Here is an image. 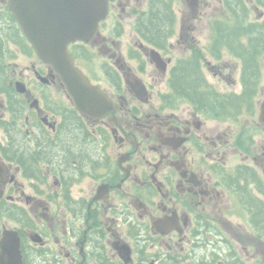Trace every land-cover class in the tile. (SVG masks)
<instances>
[{"label":"flooded vegetation","instance_id":"flooded-vegetation-1","mask_svg":"<svg viewBox=\"0 0 264 264\" xmlns=\"http://www.w3.org/2000/svg\"><path fill=\"white\" fill-rule=\"evenodd\" d=\"M107 1L92 39L68 46L104 94L92 115L0 0V264H264L261 57L244 116L262 130L245 129L244 116L218 118L163 90L182 60L200 62L210 86L208 72L233 79L214 70L229 53L239 58L214 41L223 18L211 19L208 41L196 34L211 0H166L167 35L153 42L141 17L164 0ZM228 1L256 0H219L214 15Z\"/></svg>","mask_w":264,"mask_h":264},{"label":"trees","instance_id":"trees-1","mask_svg":"<svg viewBox=\"0 0 264 264\" xmlns=\"http://www.w3.org/2000/svg\"><path fill=\"white\" fill-rule=\"evenodd\" d=\"M264 5V0H257ZM157 10L142 14L140 35L149 42L167 35V22L170 19L169 3L164 0ZM229 18L217 20L214 26L218 31L214 41L235 53L242 60L241 92H221L208 84L200 62L180 61L173 67L169 79L172 96L192 103L199 110L206 111L222 119H240L253 105L260 83V55L264 52V22H250L248 7L242 2L233 5L225 2ZM220 46L218 47V49Z\"/></svg>","mask_w":264,"mask_h":264},{"label":"water","instance_id":"water-1","mask_svg":"<svg viewBox=\"0 0 264 264\" xmlns=\"http://www.w3.org/2000/svg\"><path fill=\"white\" fill-rule=\"evenodd\" d=\"M10 7L38 56L54 66L77 105L92 115L103 113L104 94L75 65L68 44L91 40L107 15V0H10ZM153 52L157 66L165 69L159 52L156 49Z\"/></svg>","mask_w":264,"mask_h":264},{"label":"rangeland","instance_id":"rangeland-1","mask_svg":"<svg viewBox=\"0 0 264 264\" xmlns=\"http://www.w3.org/2000/svg\"><path fill=\"white\" fill-rule=\"evenodd\" d=\"M212 6H210L207 12L204 13V19L202 17V19H200V22L197 21L199 27L196 30V34L198 36H200L203 41H208V39L210 38V30H211V19L216 16V17H222V18H226L227 17V13L224 12L223 6H222V12L220 14H216L214 15V10L212 7H215L217 9L220 8L221 3L219 2V0H211ZM255 3H257V0L254 2H247V7H248V12H250L249 14V20L253 21L256 20L255 22H264V20L262 18H264V14L262 12H264V10L260 7H257L255 5ZM207 14V15H206ZM206 15V16H205ZM258 20H262V21H258ZM205 24H206V28H205ZM205 28V31H204ZM131 36L129 35V33L125 34V38L124 40H128V38H130ZM180 54L184 53V51L179 52ZM175 55V53H173ZM22 56V55H20ZM261 60L264 64V52L260 55ZM239 58H236V56H232L230 53L229 55H225V57L221 60H219L215 66H214V70L215 69H220V67L222 69H226L225 72L226 73H231L232 72V77L233 79H227L226 77H222V76H215L213 75V73L208 72V79L209 82L212 84V86H214L217 90L221 91V92H232V91H241L242 89V81L240 79V73L242 72V65L238 60ZM20 60L22 61H26L24 57H21ZM154 68V66L148 64V69L149 71L152 70ZM153 71V70H152ZM168 75V74H167ZM168 77L165 76L163 77V90L169 92V81L167 79ZM264 80V78H263ZM165 91V92H166ZM257 102V118L259 119V113H261V108H262V104L264 102V91H262L261 94L258 95V97L256 98ZM177 104H179L180 106H186L187 103L183 100H180ZM230 121L227 120H223L221 123L223 125H228ZM243 128L247 129H257V130H262V125H260L259 123L255 122L252 118L247 119V116L243 117ZM237 130H239V127L237 128ZM260 139H262L259 135H257ZM259 138H257L259 140ZM239 220V219H238ZM238 222V221H237Z\"/></svg>","mask_w":264,"mask_h":264}]
</instances>
